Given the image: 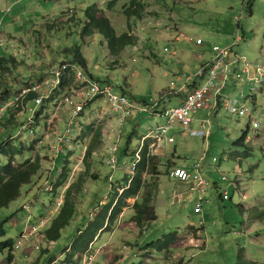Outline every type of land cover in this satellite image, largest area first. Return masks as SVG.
<instances>
[{
    "label": "rangeland",
    "instance_id": "374dc122",
    "mask_svg": "<svg viewBox=\"0 0 264 264\" xmlns=\"http://www.w3.org/2000/svg\"><path fill=\"white\" fill-rule=\"evenodd\" d=\"M140 1L143 17L126 15L132 0H21L12 13H0V104L5 101L3 94L6 91L15 94L27 80L38 82L47 69L73 60L67 50L77 46L82 48L88 61V70L83 69L87 74L119 85L115 93L127 91L142 104L159 100L173 83L179 88L186 81L185 74L194 75L200 69V58L214 57V47L232 45L239 24L244 37L237 47L239 55L255 63L264 61V0ZM111 2H116L112 9L109 7ZM95 5L110 18L118 36L130 32L138 39V44L126 48L116 57L99 31L84 35L88 25L86 10ZM198 40L204 41V45H199ZM234 89L229 88L226 93ZM244 89L245 98L240 97L237 89L233 97L247 103L250 119L222 109L210 116V136L207 139L191 134L182 136V128L178 126L172 131L176 143L168 146L166 153L176 150L179 165L187 169L200 163L202 175L210 185L203 194L202 211H196L198 193H191L189 184L178 187L161 176L153 179L159 185L154 198L157 220L140 230L132 221L131 208H124L118 221L96 243L95 248L106 244L107 249L94 264H105L108 259H111L108 264H139L140 261L144 264H237L240 248L245 250L249 260L264 264V220L253 218L250 212L252 208L264 209V84L254 93L255 101L248 98L251 87L244 86ZM177 102L175 99L170 105H178ZM104 105L103 101L94 103L90 118L97 125L103 124L106 134L112 122L106 112L101 115ZM50 108L49 122L54 119L53 127L67 120L64 105ZM206 116L204 111H199L192 129L198 130ZM8 118L12 116H0V146L12 136L17 144L21 141L27 143L28 132L11 125ZM165 122L166 118L155 121L149 114L134 113L128 117L125 126L120 128L124 132L121 145L126 144L133 129L138 130L130 137V156L125 158L128 163L135 161L131 155L138 149L139 137L149 128ZM251 122H256V127ZM60 129L66 130L65 122L60 124ZM247 129L246 144L252 150L247 157H238L246 149L234 144ZM45 137L52 138L47 134ZM109 144L110 140L104 141V146L92 155L88 169L82 158L89 144L80 142L73 151L75 159L70 165L68 181L56 194L57 198L40 191L47 178L44 170L31 184L23 187L20 198L0 209V223L6 222V236L0 241L12 240L16 246L23 234L31 232V226H38L40 217L50 216L52 221L57 213L51 199L54 203L57 199L64 200L69 186L88 170L82 192L75 197L76 216L62 231L61 239L54 243L44 238L43 232L49 228L50 221L44 229L24 240L20 248H14L12 264H63L64 248L74 238L77 229L106 206L113 186L124 185L126 178L131 177L104 163ZM40 151L45 153L44 149ZM33 154L35 151L27 152L22 159H17V164ZM160 165L163 174L164 166H171V163ZM56 173V170L52 172L51 179L56 178ZM94 175L96 180L92 178ZM174 191L179 194L178 199L174 197ZM225 194L228 199H223ZM135 200L127 202L133 205ZM27 203L31 204V223L29 213L23 210ZM41 204L44 207L40 210ZM40 214L43 216L39 217ZM172 232H177L179 239L171 254L155 252L153 256L144 253L145 245ZM7 256L8 251L0 253V264H9Z\"/></svg>",
    "mask_w": 264,
    "mask_h": 264
},
{
    "label": "built area",
    "instance_id": "2783aa9c",
    "mask_svg": "<svg viewBox=\"0 0 264 264\" xmlns=\"http://www.w3.org/2000/svg\"><path fill=\"white\" fill-rule=\"evenodd\" d=\"M12 9V7L8 8L7 12H12ZM239 20L241 23V18ZM243 40L242 28L239 24L237 38L232 45L214 47V57L209 62L204 63L194 75L185 74V83H182L179 88L173 83L170 90L161 95L159 100L152 101L151 104L137 102L127 91H124L123 94H117L115 89L119 85L97 80L72 63H61L47 69L38 82L29 81L22 85L15 94L11 95L10 99L0 105V116H12L7 121L14 120L13 125L20 126V131L28 132V140L37 142L36 148L37 145L41 144L37 150H45V156L48 158L45 169L47 181L40 191L48 193L55 186L50 181L54 175L52 172L56 170L55 177H59L64 170L61 160L70 152L73 153L75 149L77 150L80 145V143L76 144L74 141L81 136L84 128L83 123L91 122V105L93 107L94 103L103 101L105 105L100 110L101 115L106 112L111 117L112 122L106 134L103 135V137L106 135L104 141L110 140L107 155L103 161L109 167L125 171L126 174L131 175L132 179L137 164L141 161L144 149L147 151V158L158 157L161 159L169 157L166 150L168 146L176 143L175 135L172 134L175 126L182 128L180 131L182 136L186 137L191 134L207 139L210 136V127L208 126L210 116L214 112L224 109L233 115L249 117L250 119L251 111L247 103L233 97L235 95L233 92L237 89L240 97L245 98L244 86H250L248 98L254 100V93L264 84V61L255 63L249 58L239 55L237 47L241 45ZM198 44L204 45V41L198 40ZM68 80H71V88L63 91L62 87ZM229 88L235 89L227 94L226 91ZM175 97L180 99V103L171 106V99ZM52 105H56L57 108L61 105L65 106L67 120L61 122H65V131H61V123L55 127L52 126L54 119L49 122L52 109L50 107ZM44 106L47 108L41 115L44 122L39 124L37 121L38 113ZM199 111H204L207 116L201 120L199 129L194 130L192 129L194 117ZM134 113L149 114L154 117L155 121L166 118L167 122L149 128L146 134L139 137L135 161L128 163L119 158L121 140L124 136V132L120 128L125 126L128 117ZM116 124L119 126H116ZM250 124L253 127L257 125L256 122ZM46 134L51 135L52 138H46ZM22 136L19 135V137ZM49 153L51 157L48 156ZM213 161L216 162V158ZM165 175L178 184H189L190 192L198 193L196 211L201 212L204 206L203 194L210 185L202 175L200 163H195L191 169L178 166L171 167ZM224 180H226V177H224ZM173 193L174 197L178 199L179 194L176 191ZM223 199H228L227 194L223 196ZM62 203L63 200H56L54 212L58 211ZM23 210L29 213L28 221L31 223L33 218L31 204H25ZM50 221V216L40 217L37 222L38 226L30 225L31 232L22 235L15 249L20 248L22 242L32 237L39 229H44ZM95 242L81 257V264H94L98 256L105 255L107 245L103 244L95 248Z\"/></svg>",
    "mask_w": 264,
    "mask_h": 264
},
{
    "label": "trees",
    "instance_id": "16d2710c",
    "mask_svg": "<svg viewBox=\"0 0 264 264\" xmlns=\"http://www.w3.org/2000/svg\"><path fill=\"white\" fill-rule=\"evenodd\" d=\"M115 5L116 2H111L109 7L112 9ZM250 8L252 10V7ZM86 14L88 17V25L84 30V35L90 36L94 34L95 31H99L107 40L109 50L113 56L119 57L126 48L136 46L138 44V39L130 32L118 36L110 18L106 17L103 10L97 5L89 7L86 10ZM126 15L129 17H143V5L141 1L132 0V5L127 8ZM67 53L73 56L74 59L64 63H72L79 69L88 70V61L82 53V48L80 46H77L74 49H68ZM118 63L119 62H117V64ZM29 81L31 80H27L26 82ZM26 82H24V84H26ZM68 88H71V80H68L62 87L63 91ZM3 95H5L4 100L6 101L11 98L12 94L10 95V92L6 91ZM32 98L33 96L31 99ZM255 100L256 97L254 101ZM45 109L47 108L44 106V108L38 113L37 121L39 124L44 122L41 115H43ZM90 111H93L92 105L90 107ZM9 123L13 125L14 120L9 121ZM15 126L18 127L16 124ZM83 126L84 128L81 136L74 142L76 144H79L80 142L82 144H89L86 154H84L82 159L89 169L92 155L104 146L103 135L105 126L103 124L97 125V123L91 122L83 123ZM248 132V129L244 131L242 137L234 144L237 147L246 149V151H243L242 154H238V157H241V155L247 157L252 150L246 144ZM131 136L132 135H129L126 144L121 145L119 152V158L121 160L126 161L125 158L128 159L130 156L128 151L130 150V145L132 143L130 138ZM27 141V143L21 141L17 144L16 139L12 136L0 146V157L2 158L0 159V209L8 207L12 202L20 198L23 187L31 184L33 179L45 170L46 161L48 159L45 156L46 153H43L40 150L39 152L36 151L37 142H32L31 140ZM29 151H35V154H33L31 158L26 159L24 162L17 164V159H22V157ZM135 152L131 155L134 158ZM146 152V149H144L141 155V161L137 164L136 172L132 179L131 177H127L124 185L113 186L110 194V200L106 206L101 208V211H99V209L98 213H95L94 216L90 217L81 228L79 227L77 229V233L74 238L70 241L69 245L64 248L63 253L65 257L63 264L81 263V257L89 249L90 245L94 243L96 239H99L103 233L114 226L121 213H123L124 208H131L132 221L140 230H145L151 223L157 220L154 198L159 185L156 180L154 181L153 179L160 177L162 174L160 170L161 160L158 157L147 158ZM34 157L35 160L33 161ZM73 158V153L70 152L61 163L64 169L63 173L59 177L50 179L51 182L54 181L55 183L54 189L51 192H48V194L54 195L53 198H57L56 194L68 181L69 172L71 170L70 165L71 162H73ZM171 167L172 166H164V175ZM88 175V170L86 172L83 171L79 180L71 184L66 190L63 203L56 212V216L50 222L49 228L43 232L44 238L47 242L56 243L60 240L62 237V231L66 229L74 220L76 216L75 197L76 194L82 192L84 179ZM126 175L128 176V174ZM92 178L96 180L97 176L94 175ZM46 181L47 178L45 182ZM141 194L142 196L140 197ZM53 198L51 199L52 204H56V201L54 203ZM133 198L136 199L134 204H128L127 200ZM250 212L253 218L264 220V209L252 208L250 209ZM5 224L6 222L0 223V239H3L6 236ZM178 237L177 232L165 234L155 241L145 245L143 247L144 253L153 254L157 252L171 254L178 242ZM14 246L15 244L12 240L0 241V253L8 251L7 259L9 264H12L14 261ZM144 259L147 260V257L144 256ZM50 264L52 263L50 262ZM139 264L144 263L140 261ZM237 264L261 263L249 260L246 257L245 250L240 248Z\"/></svg>",
    "mask_w": 264,
    "mask_h": 264
},
{
    "label": "crops",
    "instance_id": "0c3cea01",
    "mask_svg": "<svg viewBox=\"0 0 264 264\" xmlns=\"http://www.w3.org/2000/svg\"><path fill=\"white\" fill-rule=\"evenodd\" d=\"M18 1H20V0H0V13H2V14H4V12L5 13H8L7 12V9L8 8H10V7H12L13 9H12V12L14 11V8L17 6V5H19L20 3H22V2H19L18 3ZM12 12H9V13H12ZM5 17V16H4ZM211 59V58H210ZM210 59H208V60H205V59H203V58H200V62H201V66L204 64V63H206L207 61H209ZM177 100L178 102H177V104H179L180 103V99L178 98V97H175V98H172L171 99V102H173V100ZM137 101V100H136ZM138 102V101H137ZM152 119L154 120V118H153V116H152ZM132 134H129V135H136L137 133H138V130L137 129H133L132 130ZM140 135V134H139ZM138 135V136H139ZM168 154V153H167ZM169 155V157L168 158H161L160 160H161V163L164 165V164H166L167 162L168 163H171V166H178V167H182V168H187V167H183V166H181V165H179V162H178V160H177V154H176V150L174 151V152H172L171 154H168ZM163 171V174L161 175V178L162 177H164L165 179H166V181L168 182V183H173V185L174 186H178V187H180L181 186V184H178V183H176V182H174V181H172V180H170V179H168V177L166 176V175H164V170H162ZM168 179V180H167ZM41 207H39V209L41 210L42 209V207H44V204H41L40 205ZM49 209V208H48ZM40 216H43V214H40L39 215V217ZM36 217V216H35ZM99 239H100V237H99ZM99 239H97V241L95 242V244H94V246H96V243L98 242V240ZM111 261V259H108V260H106V263L105 264H108L109 262Z\"/></svg>",
    "mask_w": 264,
    "mask_h": 264
}]
</instances>
